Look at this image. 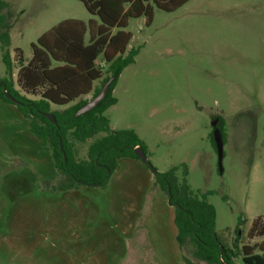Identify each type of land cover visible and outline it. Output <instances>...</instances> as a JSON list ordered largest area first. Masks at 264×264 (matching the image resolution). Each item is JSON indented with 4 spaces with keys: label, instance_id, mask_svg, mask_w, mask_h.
Segmentation results:
<instances>
[{
    "label": "rangeland",
    "instance_id": "374dc122",
    "mask_svg": "<svg viewBox=\"0 0 264 264\" xmlns=\"http://www.w3.org/2000/svg\"><path fill=\"white\" fill-rule=\"evenodd\" d=\"M1 1L12 72L0 51V79L21 95L18 61L31 58V43L63 20H96L75 0ZM125 31L124 56L137 54L113 86L110 127L134 132L156 171L176 168L180 179L186 170L189 188L215 209L222 243L231 247L236 228L238 246L258 242L247 233L264 217V0H189L172 13L154 9L150 25L130 19ZM97 65L108 77L101 58ZM74 144L85 159L89 143ZM64 180L28 121L0 100V264H205L179 245L174 208L140 160H119L102 188L55 190Z\"/></svg>",
    "mask_w": 264,
    "mask_h": 264
},
{
    "label": "trees",
    "instance_id": "16d2710c",
    "mask_svg": "<svg viewBox=\"0 0 264 264\" xmlns=\"http://www.w3.org/2000/svg\"><path fill=\"white\" fill-rule=\"evenodd\" d=\"M75 1L82 3L96 20H63L30 45L32 55L26 64L20 55L16 83L24 95L14 90L6 79H0V100L14 105L28 121L30 132L50 149L55 172L65 179L55 185L58 191L79 187L102 188L108 183L119 160H139L134 154L135 148H141L147 157L144 143L134 132L112 130L109 119L104 115L115 104L111 93L118 76L133 63L137 54L136 49H131L124 56L131 40V34L125 29L130 19L144 17L146 25H150L154 9L172 13L189 0ZM8 7L0 0V51L5 72L10 76L12 67L7 51L10 47V25L5 14ZM15 50L17 54L22 53L20 49ZM100 58L107 68L108 77L103 78L102 68L96 64ZM110 77L114 80L107 96L95 109L75 117V113L88 101L85 97L91 92L92 98L95 97ZM95 82H100L101 86L93 90ZM3 87L18 104L5 98ZM52 107L58 109L52 110ZM45 115H51L55 122L52 123ZM220 123L217 124L218 129ZM74 143H89L85 159L78 158ZM176 171V168L163 173L155 170L153 183L165 193L169 206L174 208L179 245L191 244L192 257L200 263L237 264L236 259L239 258V264H264V217L256 218L247 233L248 239L258 238V242L238 246L240 236L236 228V238L229 248L216 232L215 209L205 196L189 188L185 169L180 179ZM183 259L186 264H195Z\"/></svg>",
    "mask_w": 264,
    "mask_h": 264
},
{
    "label": "water",
    "instance_id": "95a60500",
    "mask_svg": "<svg viewBox=\"0 0 264 264\" xmlns=\"http://www.w3.org/2000/svg\"><path fill=\"white\" fill-rule=\"evenodd\" d=\"M113 80H114V77H110L105 82V84L103 85L100 92L95 97L88 100L86 102V104L84 106H82L75 113V117H79V116H81L85 113H88L91 110L95 109L97 107V105L107 96L109 87H110L111 83L113 82ZM3 94L8 101H10L13 104H18V101L15 98H13L9 93H7L4 90V87H3ZM45 117L47 119H49L52 123L55 122L51 115H45ZM218 122H219L218 119L212 120L211 121V127L213 128L212 137H213V142H214L216 153H217L218 168H219V172H222L221 167H222V156H223V140L221 137V133H220L219 129L217 128ZM134 154L137 156V158L141 162L145 163L150 168V170L152 172H155V169L151 166L150 162L147 160V157L141 148H135Z\"/></svg>",
    "mask_w": 264,
    "mask_h": 264
},
{
    "label": "crops",
    "instance_id": "0c3cea01",
    "mask_svg": "<svg viewBox=\"0 0 264 264\" xmlns=\"http://www.w3.org/2000/svg\"><path fill=\"white\" fill-rule=\"evenodd\" d=\"M4 2H5V1H4ZM8 8H9V7H8ZM9 9H10V8H9ZM74 20H78V19H74ZM89 20H91V19H89ZM89 20H88V21H89ZM92 20H95V19H92ZM80 21H82V20H80ZM83 22H84V21H83ZM53 27H54V26H53ZM51 28H52V27H51ZM51 28H50V29H51ZM48 30H49V29H48ZM48 30H47V31H48ZM45 32H46V31H45ZM113 33H115V31H113ZM42 34H43V33H42ZM39 37H40V36H39ZM39 37H38V38H39ZM38 38H37V39H38ZM87 38H88V37H87ZM87 38H86V40H87ZM10 39H11V38H10ZM37 39H36V40H37ZM130 41H131V40H130ZM129 43H130V42H129ZM31 44H32V43H31ZM127 48H128V47H127ZM31 55H32V54H31ZM29 60H30V59H29ZM29 60H28V61H29ZM24 64H26V63H24ZM96 64H97V61H96ZM97 83H98V82H95V83L93 84V90L95 89L94 86H95V84H97ZM91 93H92V92H91ZM91 93L85 97L86 100L89 98V96L91 95ZM65 108H66V107H65ZM111 129H112V128H111ZM112 130H113V129H112Z\"/></svg>",
    "mask_w": 264,
    "mask_h": 264
},
{
    "label": "flooded vegetation",
    "instance_id": "af4514ba",
    "mask_svg": "<svg viewBox=\"0 0 264 264\" xmlns=\"http://www.w3.org/2000/svg\"><path fill=\"white\" fill-rule=\"evenodd\" d=\"M216 119H218V118H216ZM218 121L220 122V120H219V119H218ZM219 122H218V123H219Z\"/></svg>",
    "mask_w": 264,
    "mask_h": 264
}]
</instances>
